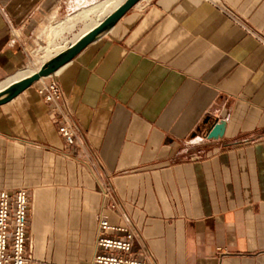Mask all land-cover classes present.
Here are the masks:
<instances>
[{
	"label": "crops",
	"instance_id": "1",
	"mask_svg": "<svg viewBox=\"0 0 264 264\" xmlns=\"http://www.w3.org/2000/svg\"><path fill=\"white\" fill-rule=\"evenodd\" d=\"M102 1L0 0V90L40 28ZM261 40L264 0H141L54 74L76 144L36 84L0 106V190L30 193L29 264H92L102 215L154 264H264Z\"/></svg>",
	"mask_w": 264,
	"mask_h": 264
},
{
	"label": "built area",
	"instance_id": "2",
	"mask_svg": "<svg viewBox=\"0 0 264 264\" xmlns=\"http://www.w3.org/2000/svg\"><path fill=\"white\" fill-rule=\"evenodd\" d=\"M236 19L232 12L227 11ZM237 21V19H236ZM264 42L263 40H261ZM37 92L60 123L58 133L68 145L79 140L78 129L71 120V111L63 106L64 92L54 75L36 83ZM30 193L25 188L0 190V264H29L27 255ZM99 221L96 252L92 264H154V254L145 250L135 253L139 233L129 226H117L105 215Z\"/></svg>",
	"mask_w": 264,
	"mask_h": 264
},
{
	"label": "water",
	"instance_id": "3",
	"mask_svg": "<svg viewBox=\"0 0 264 264\" xmlns=\"http://www.w3.org/2000/svg\"><path fill=\"white\" fill-rule=\"evenodd\" d=\"M140 1L141 0H125L114 12L105 17L101 23L90 29L85 35L81 36L75 41V43L44 62L38 71L30 76L19 79V81L12 82L4 89L0 90V106L14 100L20 95V93L33 87V85L41 79H45L57 73L62 67L74 60L75 57L85 50L90 43L99 39L103 36V33L114 27L120 18L131 11V9ZM225 128V121L217 122L210 129L207 138L210 140L221 139L226 132Z\"/></svg>",
	"mask_w": 264,
	"mask_h": 264
},
{
	"label": "rangeland",
	"instance_id": "4",
	"mask_svg": "<svg viewBox=\"0 0 264 264\" xmlns=\"http://www.w3.org/2000/svg\"><path fill=\"white\" fill-rule=\"evenodd\" d=\"M105 1H102V3H105ZM110 1H111L110 3H109V0L106 1L108 2L109 7H104V9L103 8L101 9L99 8V5H98L97 8H95V12L98 10L96 13L100 12L99 14L103 15L102 17H88L87 18L86 14H83L84 16L81 15V17H79L80 19L79 18L77 19L78 21L75 20L74 23L72 21H69V22L66 21V23H63L64 26L63 27L61 26L60 28H58L59 26L55 28L53 24H49V26H45V28L44 27L40 28L38 32L39 35L41 36L38 39L39 45L35 47L33 57L28 62L27 64L28 67L25 69V71L29 69L33 70V69L40 68L42 65L41 59L45 60L46 57H50V55L54 54V51L60 50V48H63V46L64 47L68 46V44L71 43L74 40V38L78 37L79 35L78 33L83 31L84 28L88 26V24H92L94 22L98 23L102 21L101 18H104L110 11H113L112 8L115 9L117 6L121 5V3L124 0L123 1L122 0H113V1L110 0ZM101 10H104V11H101ZM76 22H79L81 26L78 27ZM60 23L62 22H59V24ZM35 57L40 58V61L34 62L33 60Z\"/></svg>",
	"mask_w": 264,
	"mask_h": 264
},
{
	"label": "bare ground",
	"instance_id": "5",
	"mask_svg": "<svg viewBox=\"0 0 264 264\" xmlns=\"http://www.w3.org/2000/svg\"><path fill=\"white\" fill-rule=\"evenodd\" d=\"M106 1H107V0H106ZM106 1H105V3H100V4H99V5H100L99 8H101V9L103 8V9H104V7H109L108 2H106ZM112 1H113V0H112ZM122 1H123V0H122ZM124 1H125V0H124ZM124 1H123V2H124ZM110 2H111V1L109 0V3H110ZM123 2H122V3H123ZM113 3H115V2H113ZM122 3H121V4H122ZM118 5H119V4H118ZM114 6H115V5H114ZM116 6H117V5H116ZM119 6H120V5H119ZM119 6H117V7H119ZM117 7H116V8H117ZM96 8H97V7H96ZM114 8H115V7H114ZM105 9H106V8H105ZM112 10H113V8H112ZM115 10H116V9H115ZM115 10H114V11H115ZM97 11H98V10H97ZM97 11H96V12H97ZM101 11H104V10H101ZM99 13H100V12H99ZM82 15H83V14H82ZM83 16H84V15H83ZM79 19H80V18H79ZM98 24H99V23L96 22L95 24H93V25H91L90 27H88V29H87L86 31L82 32V33H84V34L87 33L88 30H89L90 28H92V26H97ZM88 26H89V25H88ZM84 34H83V35H84ZM77 38H78V37H77ZM78 39H79V38H78ZM74 40H77V39H74ZM72 43H73V42H72ZM74 43H75V42H74ZM70 45H71V44H70ZM70 45H69V46H70ZM69 46H67V47H69ZM63 47H64V46H63ZM67 47H65V48H67ZM65 48H63L62 50H64ZM60 50H61V49H60ZM62 50H61V51H62ZM61 51H60V52H61ZM56 52H57V51H56ZM56 52H55V53H56ZM60 52H59V53H60ZM57 54H58V53H57ZM50 57H51V56H50ZM48 58H49V57H46V59L44 58L45 60H42V59H41V62L43 63V62L47 61ZM33 61H34V62H38V61H40V58L35 57ZM40 68H41V67H40ZM40 68H38V69H33V70H31V69L26 70L24 73L19 74L18 77H16L15 79H16L17 81H19V79H21V78H24V77H27V76L32 75L34 72L38 71ZM14 82H15V81H14Z\"/></svg>",
	"mask_w": 264,
	"mask_h": 264
}]
</instances>
